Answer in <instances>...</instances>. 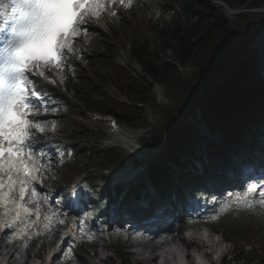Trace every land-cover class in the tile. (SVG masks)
<instances>
[{
    "label": "trees",
    "instance_id": "trees-1",
    "mask_svg": "<svg viewBox=\"0 0 264 264\" xmlns=\"http://www.w3.org/2000/svg\"><path fill=\"white\" fill-rule=\"evenodd\" d=\"M164 13H171L168 23L154 21L150 35L131 37L129 55L141 68L145 77L130 67L113 63L108 49L101 57L106 75L94 74L87 79L88 94L74 93L80 106L65 103L66 114L60 119L65 130L78 132L95 143L101 136L85 129L76 120L85 114L74 113L82 109L103 116H114L126 127L142 129L148 121V113L138 107L147 106L153 115L154 126L143 139L149 149L159 152L149 163L148 180L165 198L170 188L175 169L186 167V157L201 158L197 149L200 131L195 113L200 112L202 123L212 132L231 138L248 118L257 117L255 137L262 135L264 128V83L257 77L255 54L252 48L257 36L264 30V11L237 17L234 23L220 9L201 0H161ZM221 1V0H214ZM232 10L264 9V0H223ZM168 54L171 56L168 57ZM174 64L182 70L179 71ZM153 84L167 90L168 105L157 102ZM111 85L126 97L131 105H125L104 92ZM198 123V122H197ZM243 125V124H242ZM66 141L71 144L72 139ZM71 158L61 165L59 180L77 173L81 159H86L84 170H105L121 167L130 159L118 150H101L96 147H71ZM222 154L221 151H214ZM136 165L139 161L133 160ZM233 165H237L234 161ZM67 181H71L67 180ZM94 184V182H92ZM264 225L261 211L249 213L242 209L225 213L213 219L209 226L215 231L226 232L227 240H246L255 226ZM237 257L238 262L251 264V256ZM123 264H132L127 254L121 252ZM262 264L264 257L259 256Z\"/></svg>",
    "mask_w": 264,
    "mask_h": 264
},
{
    "label": "rangeland",
    "instance_id": "rangeland-1",
    "mask_svg": "<svg viewBox=\"0 0 264 264\" xmlns=\"http://www.w3.org/2000/svg\"><path fill=\"white\" fill-rule=\"evenodd\" d=\"M223 1V0H221ZM121 8L125 9L123 11V16H118L116 14L115 16L111 15L112 11H115V8L108 9L107 11L103 12L101 14V18L99 21H96L89 25V34L87 36H81L77 39L74 47H75V54L71 56L70 63L68 67L65 68V75L67 76L66 79L63 80L62 83L58 82L56 85L48 84L47 87V99L51 101L47 105L48 111L46 115H41L38 117V119L47 120L48 123L45 124V132L43 133L44 137H48L49 140H46L41 144V146H35L36 150L39 151L40 149H43L45 153H47L48 157H50V165L51 170L47 172H42L41 178L43 180V184L41 186H38V196L37 200L41 203V210L48 208L49 206H52L53 208H56V194L59 189L64 188H70V186L77 181H80V179H87L88 181L94 180L95 185L97 187V193L98 197L91 202H88L87 197L85 196L84 199H86V203L82 205V211H87L88 213H93V210L95 209V206L97 203H99V200L106 195L107 198H111L113 191L111 189L112 181L110 179L112 178L109 174V171H101V170H90V172H86L87 170H84L86 159H81V165L80 169L77 173H73L70 175H67L64 177V180H58L59 177V166L61 158L64 156L63 154L66 152V150H69V145H73L75 148H88V147H96L97 149H105V148H113L111 146V137L107 133L106 125H107V118H101V117H95L93 113L88 112L86 109H82L80 111H76L74 113L77 114H85L86 117L83 119L81 117H76V120H79L80 124L86 128L87 130H92L93 132H98L99 136H101V140L97 141L95 143H92L91 141L85 139L82 135H80L78 132H72L71 130L65 131L61 126H59V120L66 114V108H64V105L62 103V100L68 101L70 100V103H74L75 101L73 99H70L71 96L74 95V93H79V96H83L88 94V85L89 83L86 82L87 79H91L94 74L105 76L106 75V68L102 66L101 57L105 56L108 49L111 50L110 57L112 55L113 63L116 64L115 60L117 61V57L120 59L125 58V63H130L129 55H128V46H130L131 37L134 35L139 36L146 33V35H150L151 26L155 20H161V23H167L171 20L172 15L162 14V7H164V2L160 0H137V3H134L131 8H128L126 6L120 5ZM149 7V9L147 8ZM242 11H245L244 8L241 9ZM261 11V10H260ZM116 12V11H115ZM256 13V11H254ZM236 18H230L231 22L234 23ZM257 38L254 41V44L252 46L253 49L255 48V42ZM171 56L168 54V57ZM122 60V61H123ZM132 63V62H131ZM117 65V64H116ZM132 66H135L134 63H132ZM137 68V67H135ZM58 79V78H57ZM110 86V85H108ZM106 87V86H105ZM106 92L110 94L113 98H118L119 95L114 92L110 87L105 88ZM155 96L157 99V102L163 105H168L169 102L167 100V90L162 87H158V92H155ZM121 99V98H120ZM66 101V103H67ZM76 104V103H74ZM197 118V122L199 125V128L201 130L200 133V144L206 145L208 141H211V137H206V135L209 136V132L206 130L204 124L202 123V117L200 115V112L197 111L195 113ZM155 119V118H154ZM53 122L55 123V131H52ZM153 122V121H152ZM144 130L140 129H133L130 127H123L124 130H126L128 133L133 134L136 139V143H141L143 136L145 133L151 128L152 123L151 121H148L142 125ZM70 138L72 139V143L69 144L66 139ZM217 141V140H216ZM218 142V141H217ZM251 139L250 138H243L238 143V148H241V146L246 149H249L251 146ZM117 147V146H116ZM115 147V148H116ZM199 148V147H198ZM121 153L128 154L131 159H128V166L125 165L126 168L122 170L130 171V168L133 170L139 169V171H135L133 176H136L133 179V185L131 187H137L139 183L144 181L145 179V173L144 170H146L147 165L149 163H152L157 156L159 155V152L157 150H146V153L140 154V155H134L133 153H130V151L125 148H116ZM256 153V152H255ZM262 152L259 151V154ZM206 157V155H205ZM138 158L141 161V166L139 168H136L133 166L134 159ZM206 163H208V158H205ZM188 168H191L192 163L194 165V168L191 170L194 171L196 167L201 166L203 164L199 163L197 161H194L190 157H186L183 160ZM147 162V163H146ZM49 161H46L45 164H48ZM126 163V164H127ZM120 172V171H119ZM125 173V172H124ZM129 175V174H128ZM66 182L67 180H70ZM101 179L106 180L108 183L105 185L103 182H101ZM84 185V184H82ZM124 186V185H123ZM127 186H125L126 188ZM86 190V189H85ZM112 191V193H111ZM155 194L153 190H151ZM145 194V192H139L136 191L137 194ZM135 194L128 195V199H133ZM204 198L202 200L203 207L200 208V210L197 208V203L194 204V207L196 208V211L191 215V217H185L184 219L189 222L190 219H194L195 221L199 222L200 227L209 225V222L212 219L218 218L221 216L222 212V206L226 203H229L228 198L226 195H223V197L216 196L215 198ZM61 206L66 203V199L64 201V198H61L60 200ZM33 205H36L35 203H31ZM207 204V207L205 208V205ZM37 206V205H36ZM193 205H190V207ZM237 206V205H235ZM238 209H243V202L239 205ZM52 208V210H53ZM205 208V209H204ZM191 209V208H190ZM48 211V209H47ZM259 211V210H257ZM81 214L79 216L74 215L72 216L76 223L83 222V218H85L86 221V227L84 228L86 233H89L90 229L93 228L92 232V239L85 238V241L80 243L81 251L74 253L73 255H77L74 258V264H79L78 257L87 259L89 262L93 264H123L121 261V252L124 254H127L130 257V260L132 264H146V262L143 259H147L150 257V254L148 252H145V255L140 256L139 254H135L132 249L129 247H126L124 244L116 241L114 238H108L106 236V232L109 228L108 222H110L111 216H106L105 219H101V217L97 216L93 218L91 223H88V214ZM117 219V217H116ZM182 219H179L176 222L177 226H180V222ZM64 223L60 224V226L65 227L64 229H68V233H72L73 230H76L75 224H67V219L63 220ZM105 221V222H103ZM103 225V226H102ZM59 226V227H60ZM186 225H184L183 228H181V231L185 230ZM56 230V229H55ZM205 232V231H203ZM74 233V232H73ZM175 233L176 232L175 230ZM209 234V231L207 232ZM90 234V233H89ZM218 234H220L222 237H225L227 235L226 232L218 231ZM54 235L56 236V239H54ZM139 235V234H137ZM218 238V236H216ZM59 235L52 232L51 235H49L46 238H43L40 240V242L34 244L29 254L31 257L37 252L38 246L42 243H46L49 240H52L53 246H56L59 241ZM213 238V236H212ZM226 238V237H225ZM214 239V238H213ZM99 243L97 249H92L91 244L92 243ZM218 246L214 247L215 252H221L224 248H227L228 252L226 254V264H246L243 262H238L237 260L234 261V257L241 256L242 254L247 255L250 251L255 250L256 253L251 256L252 262L251 264H262L261 259H259V256L264 257V225L261 226H255L252 228L251 235L246 240H240L236 238H232L228 241V243L223 244L220 241V238H218ZM45 245V244H44ZM106 247V248H103ZM181 250L184 249L182 247V244H180L179 247ZM24 250V249H23ZM169 251H177V246H172L169 249H166ZM171 250V251H170ZM135 252L142 253L140 249H135ZM97 252L99 256L102 258H107L109 262L100 263V258L98 257H92L93 253ZM165 252V251H164ZM49 254L48 252H41V262L46 263V257ZM180 256H183V254H180ZM17 263L22 264L23 262L29 264H40V261L37 262L33 260L32 258H28L25 260V258H22V256H17Z\"/></svg>",
    "mask_w": 264,
    "mask_h": 264
},
{
    "label": "snow or ice",
    "instance_id": "snow-or-ice-1",
    "mask_svg": "<svg viewBox=\"0 0 264 264\" xmlns=\"http://www.w3.org/2000/svg\"><path fill=\"white\" fill-rule=\"evenodd\" d=\"M117 2L128 8L133 5V0H0V16L16 17L9 36L0 34L4 41L0 48V232L5 235L23 223L22 217H40L37 196L43 180L37 174L51 170V158L35 147L46 138L43 125L48 121L38 119L47 114L51 103L46 86L67 78L65 68L75 54L77 39L89 34L88 26L99 21L107 5ZM257 187L223 205L222 211H232L233 205L243 202L244 211L264 214V192L258 193L259 199L248 198ZM26 197L28 203L37 204L35 209L27 207ZM9 212L14 216L8 218ZM19 235L26 232L21 230Z\"/></svg>",
    "mask_w": 264,
    "mask_h": 264
},
{
    "label": "bare ground",
    "instance_id": "bare-ground-1",
    "mask_svg": "<svg viewBox=\"0 0 264 264\" xmlns=\"http://www.w3.org/2000/svg\"><path fill=\"white\" fill-rule=\"evenodd\" d=\"M108 6L114 7L119 17L123 16V11L125 9L121 8L118 2L115 5L109 4ZM147 8L149 9V7ZM226 11H228L227 13L229 18L236 17L234 13H232L230 10H226ZM255 48L256 49L253 50H256L258 52V59L261 65V62L264 60V32H261L257 36V40L255 42ZM123 59L125 58L122 57V60ZM106 129H107V133L111 137V141L113 145H116L120 148L126 147L130 151V153H133L134 155H140L146 153V150L143 149V147H141L139 143L135 142L136 137L133 134L128 133L126 130L116 127L111 122L110 123L107 122ZM46 140H49V138L46 137L40 143L36 144V146H41L43 142L44 144H47L45 143ZM208 165L212 168V172L215 176L214 179L215 184L218 185V183L221 182V185L219 186L208 185L205 187L216 188L220 190V187H222V182L224 183L227 182V176H228L227 170L224 164L222 163V161L216 158H208ZM135 171H139V169L133 170L132 168H130V171L125 170L124 173L125 176L122 179H117V183L124 184L126 186L133 185V179L136 177L133 176ZM118 176L119 174H116L115 178H118ZM69 192H70V188L59 189L56 194V197L68 196ZM170 198H174V197H170ZM37 202L39 203L41 208L42 206L40 201L37 200ZM164 202L166 203L167 206H170L173 203V200L169 202L170 205L168 204V202L166 201ZM126 205L127 203L125 201H123L120 205V209L123 210L121 219L116 220L114 217H111L110 222L107 223L109 228L106 232V236L108 238H114L116 241L124 244L126 247H129L130 249L133 250L135 254H139L140 256L145 255V252H148L150 254V257L147 259L146 258L143 259L146 262V264H180L179 257L180 254L183 253V251L179 247L180 244L184 245L183 244V239H185L183 234L184 232L188 233L191 239L193 238L192 242L196 244L197 249L201 253H204L203 254L204 257L209 259L215 253L214 247H217L219 244L218 238L224 239V237H222L220 234L217 233L215 234L213 231H211L210 233V229L207 226L205 227L209 229V234L207 232H203L202 229H199L200 224L197 221L186 222L184 220L181 223V226H175L173 223V219H174L173 216L171 214H164L166 212H163V210L160 207H156L155 204H152L151 207L146 209H141L135 204L129 205V209H127ZM154 208H157L158 211H153ZM165 209L167 208L165 207ZM150 215H155V216H150ZM105 217L106 216H101V219H105ZM35 218H36L35 216H32L30 218H27L26 221H33L35 220ZM22 219L24 218L22 217ZM67 221H74L75 223V220L71 215L68 216ZM52 225H55V223ZM84 225L85 223L83 224L77 223V228L81 229V227ZM184 225H186L185 227L186 229L183 232L181 231V228H183ZM152 228L155 229L154 233L150 232ZM175 230L178 233H175ZM85 234L86 233H83L82 235V241H85L84 237H87V235ZM87 234L91 235L89 233ZM141 234H147V236L145 237L144 235ZM6 236H8V233L7 235H5V233L0 232V258H4V260H6L8 264H18L16 258L17 256H22V258H25L27 256L28 258H30V254L25 253L22 250L19 242H8L6 241ZM212 236L214 239L212 238ZM216 236H218V238ZM54 239H56L55 235H54ZM52 243H53L52 240H49L46 243L45 242L42 243L38 248L37 252L33 255V257L40 258L42 256L41 255L42 251L50 252L51 250H53V255L51 257L50 262L43 264H74L73 263L74 258L77 256V255L76 256L73 255L74 251L71 250V253L69 251H66V248L68 246H66L65 243L61 247L53 246ZM98 245L100 244L96 242V243H92L90 246L92 249H97ZM172 246H177L178 250L176 252L170 250L171 252L169 253V251L166 249H169ZM103 248L106 247L103 246ZM135 249H140L142 253H139L137 251L135 252L134 251ZM227 252H228L227 248H225V250L223 248V250L221 251V253L223 254L220 257V259L221 258L223 259V257ZM93 255L94 257L100 258V263H103L101 261V256H99L97 252H94ZM186 258H188V256ZM78 260H79V264H93L84 258L78 257ZM102 260H104L106 263L109 262L107 258H102ZM22 264H25V262H23Z\"/></svg>",
    "mask_w": 264,
    "mask_h": 264
},
{
    "label": "water",
    "instance_id": "water-1",
    "mask_svg": "<svg viewBox=\"0 0 264 264\" xmlns=\"http://www.w3.org/2000/svg\"><path fill=\"white\" fill-rule=\"evenodd\" d=\"M234 14H235V15H238L239 13H238V12H234ZM262 32H264V30H263Z\"/></svg>",
    "mask_w": 264,
    "mask_h": 264
}]
</instances>
